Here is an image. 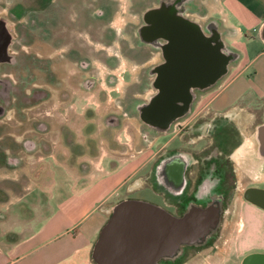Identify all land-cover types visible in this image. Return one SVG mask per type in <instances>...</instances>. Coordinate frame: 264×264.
I'll return each instance as SVG.
<instances>
[{
	"label": "flooded vegetation",
	"instance_id": "flooded-vegetation-1",
	"mask_svg": "<svg viewBox=\"0 0 264 264\" xmlns=\"http://www.w3.org/2000/svg\"><path fill=\"white\" fill-rule=\"evenodd\" d=\"M64 1L0 0V169L19 162L16 158L21 156L47 164L55 153L59 154L52 163L56 167L82 172L89 162L77 159L89 157L96 143L98 151L115 145L112 141L127 117L142 124L136 105L153 90L157 67L164 59L158 50L142 44L138 29L145 23V12L159 0L129 12L128 21L119 24H114L117 5L88 0L83 4L86 20L81 27L60 20ZM132 1V9L137 10L143 0ZM74 2L67 3L73 6ZM201 2L187 4L186 14L211 35L221 26L212 21L214 17L198 16ZM96 19L97 27L93 26ZM197 62L190 57L188 67L195 68ZM128 65L133 80L123 85L120 100H111L108 92L124 80L126 71L131 72ZM234 67L211 88L194 90L191 111L175 120L166 133L174 145L159 147L141 178L156 197L151 202L173 217H182L191 206L212 205L221 207L224 220L240 190L243 194L250 188L251 145L256 127L264 121V110L262 104L253 107L243 101L217 108L222 99L218 92ZM144 131L140 136L145 141L164 135ZM219 232L220 227L206 244L182 245L177 255H163L157 263L188 264L216 247Z\"/></svg>",
	"mask_w": 264,
	"mask_h": 264
},
{
	"label": "water",
	"instance_id": "water-1",
	"mask_svg": "<svg viewBox=\"0 0 264 264\" xmlns=\"http://www.w3.org/2000/svg\"><path fill=\"white\" fill-rule=\"evenodd\" d=\"M193 1L159 0L145 12L147 19L138 29L142 44L158 50L164 59L153 90L135 108L138 119L154 134H166L175 120L191 111L194 90L211 88L242 58V52L226 41L225 31L206 35L199 22L187 16L186 5ZM193 56L198 64L189 68ZM256 136L264 158V121L256 127ZM255 190L257 204L264 208V189ZM221 210L191 206L182 217H173L149 200L123 198L109 207L90 258L94 264H158L159 257L177 255L182 245L206 244L220 227Z\"/></svg>",
	"mask_w": 264,
	"mask_h": 264
},
{
	"label": "crops",
	"instance_id": "crops-1",
	"mask_svg": "<svg viewBox=\"0 0 264 264\" xmlns=\"http://www.w3.org/2000/svg\"><path fill=\"white\" fill-rule=\"evenodd\" d=\"M247 17H249L247 32L253 39L252 44H248L246 49L248 60L246 65L229 78L219 90L218 93L222 96L217 104L219 109L234 101H243L253 107L262 104L264 110V9L255 10ZM223 24L226 27V36L235 37L242 33L240 27L229 28L224 20ZM238 64L239 62L235 67ZM262 155L256 137L251 145L253 159L248 170L250 188L247 189L252 190H246L243 194L241 192L244 190H240L230 207V214L221 221L216 247L206 250L203 255H199L188 264H264V208L257 204L255 198L258 194L255 189H264ZM96 158L94 161L89 157L84 158L89 163L80 174L67 169L72 175L71 178H74L71 184L75 185V189L79 187L80 191L89 187L85 186L87 178L96 182V178L101 176L97 185L92 183L98 190L94 195L93 205L81 214L69 215L60 207L56 212L51 211L43 223L34 228L31 224L33 216L29 207L25 205L32 193L38 190L32 182L21 184L23 188L18 189L20 193L16 195L15 201L7 202L6 205L0 204L4 205L2 212L6 216L9 210L16 206L20 212V218L16 223L20 224L19 231L7 233L5 240H0V264H80L96 240L99 224L109 216L108 210L111 206L109 200L112 195L123 186H128L132 191L141 187L138 175L145 165L143 161L138 163L136 155L124 159L120 156L111 158L104 148ZM106 159H110L109 170L106 169ZM128 162H131L128 173L119 177L122 170L120 167L124 165L125 168ZM111 179H114L116 185L109 191L105 188L103 192V187ZM16 189V185L13 188H6L13 192ZM59 202L62 204L63 200ZM25 231L26 235L23 234ZM70 231H75V234L63 239Z\"/></svg>",
	"mask_w": 264,
	"mask_h": 264
},
{
	"label": "rangeland",
	"instance_id": "rangeland-1",
	"mask_svg": "<svg viewBox=\"0 0 264 264\" xmlns=\"http://www.w3.org/2000/svg\"><path fill=\"white\" fill-rule=\"evenodd\" d=\"M69 0H65L64 2H60L62 7L64 8L61 12V21L64 23H74L76 27H81L84 24V21L86 20V11H84L83 4L88 0H75L74 5L72 6L71 3H67ZM112 5H117V17L115 18L114 24H119L124 22L125 20L128 21L129 12H135V11H141L146 6H149L153 2V0H143L139 4V8L137 10L132 9L135 7L133 5L132 0H110ZM96 2V0H95ZM135 3V2H134ZM200 12L198 13V16H203L204 18L202 20L207 19L208 17H214L218 20L221 26V30L225 31L226 33V27L223 24V20L225 21L226 26L229 28L240 27L242 29V33L238 34L235 37L225 36L228 43L234 47L235 49L242 52V58L239 61V64L237 67L232 68L231 74L229 77L233 76L239 69H241L243 66L246 65L248 57L246 49L248 47V44H252L253 39L250 37V35L247 32L248 29V15H251L255 12V10H263L264 9V0H202L200 3ZM73 8L72 10H70ZM132 9V10H131ZM224 9V12L222 10ZM227 11V12H226ZM72 12L73 15H70ZM228 13V14H227ZM73 16V19L71 17ZM99 20H93V26L97 27L99 25ZM101 25V24H100ZM108 36V35H107ZM106 36V37H107ZM106 41H109L106 39ZM119 46V45H118ZM146 53H149V48H146ZM128 69H132L130 65L127 66ZM130 69V70H131ZM120 71V70H119ZM134 71L133 69L130 71H126L123 74L124 80L121 79V82L119 85H117L115 88H113L109 93L111 100H120L121 98V91L124 84H130L133 80ZM109 91V88L108 90ZM150 92V90H148ZM129 97L127 101H129ZM143 100V99H142ZM141 101V100H140ZM72 117H75V115ZM123 129L122 131H117V134L115 135V139L112 142H115V145H107V151L111 158L120 156L122 159L124 158H130L131 156H137V161L140 163L143 161L145 163L144 167L139 173V188L135 190H129L128 186H123L119 191L115 192L111 199L109 200L110 205L114 204L115 202L127 198H138V199H145L149 201L156 200L155 195L150 188L149 185H147L143 180L141 181V178L147 174L151 167V161L152 157L155 155L159 147L165 146L166 148L172 147L174 145V141L170 140L171 135L164 134L157 139H150V140H144L143 135L142 138L140 136V131L142 130L146 131V127L143 124H140V122L132 116H129L124 121V124L122 125ZM78 128V126H74V128ZM78 131V130H77ZM145 131L143 133H145ZM52 132L51 134H53ZM85 133V131L83 132ZM147 134V133H146ZM150 135V134H149ZM54 136V135H52ZM152 136V135H151ZM87 137V135H86ZM141 138V139H140ZM81 140V139H80ZM97 144H95V150L91 151L89 158L93 161L95 160L96 156L100 155L102 153V148L100 151H98L100 148L97 147ZM88 149V146H86ZM105 148V149H106ZM22 153V152H21ZM56 158H52V162L50 163H43L40 164L38 162L32 163L31 161H34V159L28 161L26 158H16L19 159V162L17 161L15 164H9L6 168L0 169V204L3 203L6 205L7 202L15 201V197L18 196L20 193V190L23 188L21 184L23 182H29L34 181L35 183L39 184L38 190L32 193V196L29 197L25 205L29 207L30 214L33 216L31 221V224L34 228H37L39 225H41L48 216L49 213H52L53 210L56 212L60 209V207L63 209V212L71 215L75 213L81 214L82 212L87 211L91 206L93 205V198L94 195L97 194L98 190L97 188L92 185V183H96V185L99 182V179L101 176L96 178V182L92 181V179L87 178L86 179V185L89 186L85 190L79 189L77 187L75 189V185L71 184V182H74V178H71V174L67 172V170L63 168H58L55 166V164H52L56 159L58 158L55 154ZM88 157V156H87ZM84 157V158H87ZM84 158H78L79 160H84ZM94 158V159H93ZM51 159V158H50ZM98 158H96L97 160ZM109 161L110 159L105 160L106 169L109 170ZM31 162V164H30ZM27 165V166H26ZM131 162L126 163V167L124 168L121 166L122 170L119 173V177H123L128 173L130 168ZM31 167L34 168L31 170ZM52 169V170H51ZM74 173L80 174L81 172L79 170H74ZM73 174V173H72ZM98 175V174H97ZM29 177V178H28ZM105 177V176H103ZM3 182V184H2ZM14 184L16 185L17 189L16 191H4L8 185ZM35 185V184H34ZM116 185V182L114 179H111L108 184H106L105 187H103V192L105 191V188L107 190H111ZM6 186V187H5ZM82 186V185H80ZM92 187V188H91ZM95 189V190H94ZM25 190V189H24ZM75 190V191H74ZM77 190V192H76ZM86 190H89L88 192H85ZM27 191V190H25ZM24 192V191H23ZM9 195V196H8ZM17 195V196H16ZM4 197V198H3ZM8 199V201H6ZM63 203L60 204L59 201H62ZM0 205V240L4 241L7 233H14L19 231L20 224L18 223V219L20 218V212L19 207L16 206L14 208H11L9 210L8 216L3 213V206ZM2 207V208H1ZM52 211V212H51ZM108 218H104L101 223L99 224V229L97 232H99L102 225L106 222ZM27 231H25L23 234L26 235ZM70 234L64 235L63 239H66L67 237H71V235L75 234V231H70ZM98 235V233H97ZM97 235L95 239L97 238ZM22 236V235H21ZM94 239V240H95ZM94 242V241H93ZM90 251L91 249H88L86 252V255H84L83 260L81 259L80 264H94L93 261L90 258Z\"/></svg>",
	"mask_w": 264,
	"mask_h": 264
}]
</instances>
